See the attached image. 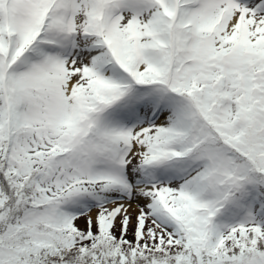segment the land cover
I'll list each match as a JSON object with an SVG mask.
<instances>
[{
	"label": "snow or ice",
	"instance_id": "6c2138e0",
	"mask_svg": "<svg viewBox=\"0 0 264 264\" xmlns=\"http://www.w3.org/2000/svg\"><path fill=\"white\" fill-rule=\"evenodd\" d=\"M0 264H264V0H0Z\"/></svg>",
	"mask_w": 264,
	"mask_h": 264
}]
</instances>
